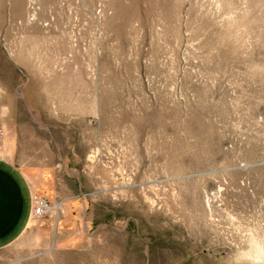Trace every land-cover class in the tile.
I'll return each mask as SVG.
<instances>
[{
	"label": "rangeland",
	"instance_id": "374dc122",
	"mask_svg": "<svg viewBox=\"0 0 264 264\" xmlns=\"http://www.w3.org/2000/svg\"><path fill=\"white\" fill-rule=\"evenodd\" d=\"M0 157L70 218L0 264H264V0H0Z\"/></svg>",
	"mask_w": 264,
	"mask_h": 264
},
{
	"label": "crops",
	"instance_id": "0c3cea01",
	"mask_svg": "<svg viewBox=\"0 0 264 264\" xmlns=\"http://www.w3.org/2000/svg\"><path fill=\"white\" fill-rule=\"evenodd\" d=\"M51 177L48 170L41 173L26 172L0 157V250L10 247L22 238H38L39 233L44 235L46 232L41 231L43 227L52 230L56 223L60 228L68 224L70 218L67 213L57 220L50 215L32 217V197L56 192ZM58 193L63 197V194ZM75 205L76 201L68 205L71 214L73 209H76L72 208ZM63 236V233L59 232V243L62 245L69 241Z\"/></svg>",
	"mask_w": 264,
	"mask_h": 264
},
{
	"label": "built area",
	"instance_id": "2783aa9c",
	"mask_svg": "<svg viewBox=\"0 0 264 264\" xmlns=\"http://www.w3.org/2000/svg\"><path fill=\"white\" fill-rule=\"evenodd\" d=\"M53 209L50 206L48 200L41 196H33L32 197V217L33 218H41L45 215H48Z\"/></svg>",
	"mask_w": 264,
	"mask_h": 264
},
{
	"label": "bare ground",
	"instance_id": "6f19581e",
	"mask_svg": "<svg viewBox=\"0 0 264 264\" xmlns=\"http://www.w3.org/2000/svg\"><path fill=\"white\" fill-rule=\"evenodd\" d=\"M56 207L58 208V206H53V209H55ZM256 254L261 255V254H262L261 249L258 248V249L256 250Z\"/></svg>",
	"mask_w": 264,
	"mask_h": 264
}]
</instances>
